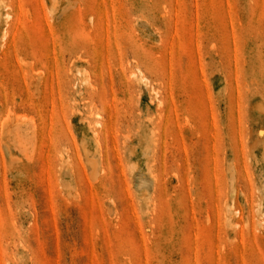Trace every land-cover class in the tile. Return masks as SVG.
<instances>
[{
    "label": "rangeland",
    "instance_id": "obj_1",
    "mask_svg": "<svg viewBox=\"0 0 264 264\" xmlns=\"http://www.w3.org/2000/svg\"><path fill=\"white\" fill-rule=\"evenodd\" d=\"M0 264H264V0H0Z\"/></svg>",
    "mask_w": 264,
    "mask_h": 264
}]
</instances>
